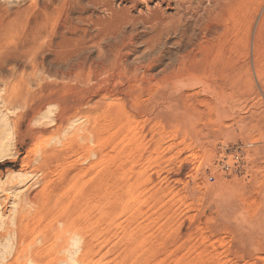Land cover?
Returning a JSON list of instances; mask_svg holds the SVG:
<instances>
[{"label":"rangeland","instance_id":"rangeland-1","mask_svg":"<svg viewBox=\"0 0 264 264\" xmlns=\"http://www.w3.org/2000/svg\"><path fill=\"white\" fill-rule=\"evenodd\" d=\"M224 5L0 0V264H264V36Z\"/></svg>","mask_w":264,"mask_h":264},{"label":"bare ground","instance_id":"bare-ground-1","mask_svg":"<svg viewBox=\"0 0 264 264\" xmlns=\"http://www.w3.org/2000/svg\"><path fill=\"white\" fill-rule=\"evenodd\" d=\"M131 1V0H130ZM150 1V0H149ZM164 1H168V0H161V2H164ZM239 0H223V2H225V5H224V7L225 8H223V9H225V11H226V14H225V20H224V25H223V27H222V30L224 31V32H228V31H230V30H232V31H234L233 32V35H235V32L237 33L236 34V38H234V39H236V40H238L241 44H246L247 46H248V48L252 45V44H255L256 43V45L258 44L257 42H259V40L261 39V37H263L264 35V0H255L256 1V5L253 7V11H251V14H249V16L246 18H241V17H238V15H237V2H238ZM135 3H136V1H134ZM133 2V3H134ZM132 3V4H133ZM134 3V4H135ZM164 4V3H163ZM132 6V5H131ZM130 6V7H131ZM135 6V5H134ZM159 8V7H158ZM190 8V7H189ZM186 9V8H185ZM110 10L111 11H113V9L112 8H110ZM148 10V9H147ZM157 10V9H156ZM150 11V10H149ZM153 11V10H152ZM154 12V11H153ZM155 13V12H154ZM223 13V12H222ZM156 14V13H155ZM183 14H184V11H183ZM180 15H182V14H180ZM185 16V15H184ZM187 16V15H186ZM186 16H185V18H186ZM148 17V16H147ZM204 17V16H203ZM150 18V17H149ZM151 18L154 20V19H156V16L154 15V14H152L151 15ZM182 18V17H181ZM181 18H180V20H181ZM184 20V19H183ZM182 20V21H183ZM144 21H145V19H144ZM148 21H150V19L149 20H147V22ZM158 22H159V20H157ZM156 21V22H157ZM186 21V20H185ZM184 21V22H185ZM161 22V21H160ZM183 23V22H182ZM196 24V23H195ZM186 25V24H185ZM184 25V26H185ZM183 26V25H182ZM183 26V27H184ZM221 26V25H220ZM180 27H181V25H180ZM182 27V28H183ZM193 27V26H192ZM191 27V28H192ZM184 28H186V27H184ZM183 28V29H184ZM189 28H190V26H189ZM182 29V30H183ZM217 29H219V28H217ZM217 29H216V33H217ZM221 30V31H222ZM186 31V30H185ZM189 30H188V28H187V32H188ZM221 31H218L219 32V34L221 33ZM222 31V32H223ZM231 31V32H232ZM186 32V35L187 34H189V33H187ZM183 33V32H182ZM227 34V33H226ZM226 34H225V36L224 37H227L228 38V36H230V35H228V36H226ZM228 34H229V32H228ZM183 35H184V33H183ZM232 35V34H231ZM220 36H222L223 37V35H220ZM264 38V37H263ZM262 40V39H261ZM263 42V41H262ZM261 42V43H262ZM236 43H238V42H236ZM256 45L254 46V47H256ZM242 46H244V45H242ZM259 46V48H261L262 46H263V44L261 45V47H260V45H258ZM239 47H240V45H239ZM252 47H253V45H252ZM258 48V47H257ZM257 48H256V50H257ZM258 48V49H259ZM244 49H246V48H244ZM255 49V48H254ZM249 50V49H248ZM252 50V49H251ZM256 50H252V51H256ZM259 51V50H258ZM258 51H257V54H258ZM250 52V51H249ZM249 52H247L246 51V57H247V55H248V53ZM255 53V52H254ZM244 54V55H245ZM252 55H255V54H252ZM250 56V55H249ZM257 57L258 56H256V59H257ZM250 59V58H249ZM254 60V59H253ZM250 61V60H249ZM254 62V61H253ZM249 66V65H248ZM248 69H250V68H248ZM12 78V77H11ZM251 79V78H250ZM250 79H249V82H250ZM12 80V79H11ZM245 80V79H244ZM247 80V79H246ZM9 81V80H8ZM246 82V81H245ZM247 82H248V80H247ZM246 82V83H247ZM5 84V86L6 85H8V82L7 81H5L4 82ZM243 83H244V81H243ZM245 84V83H244ZM244 84H243V86H244ZM247 86H248V84H246ZM245 85V86H246ZM9 87H10V84L8 85ZM245 86H244V88H245ZM248 87H250V86H248ZM247 87V88H248ZM12 88V87H11ZM251 88V87H250ZM7 89H8V87H7ZM249 90V89H248ZM251 90H252V88H251ZM251 90H249V92H251ZM14 102V101H13ZM11 105V104H10ZM22 177V176H21ZM67 178V177H66ZM68 181V180H67ZM65 183H67V182H65ZM25 198H27V196L25 197ZM22 200V199H21ZM26 200V199H25ZM25 204V203H24ZM20 215V214H19ZM22 216V215H21Z\"/></svg>","mask_w":264,"mask_h":264}]
</instances>
